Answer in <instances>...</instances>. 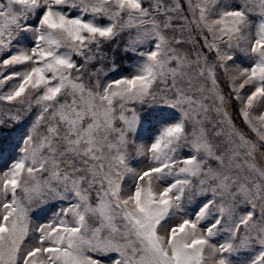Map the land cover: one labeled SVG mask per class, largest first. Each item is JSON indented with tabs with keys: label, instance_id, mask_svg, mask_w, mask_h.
<instances>
[{
	"label": "snow or ice",
	"instance_id": "1",
	"mask_svg": "<svg viewBox=\"0 0 264 264\" xmlns=\"http://www.w3.org/2000/svg\"><path fill=\"white\" fill-rule=\"evenodd\" d=\"M14 126L0 264H264V0H0Z\"/></svg>",
	"mask_w": 264,
	"mask_h": 264
},
{
	"label": "rangeland",
	"instance_id": "2",
	"mask_svg": "<svg viewBox=\"0 0 264 264\" xmlns=\"http://www.w3.org/2000/svg\"><path fill=\"white\" fill-rule=\"evenodd\" d=\"M131 62L132 61L127 58L121 61L122 70L128 71V65L131 64ZM18 134V126L0 128V153H2L3 159L11 160L15 157V146L19 143ZM3 159H0V170H2L4 166Z\"/></svg>",
	"mask_w": 264,
	"mask_h": 264
},
{
	"label": "trees",
	"instance_id": "3",
	"mask_svg": "<svg viewBox=\"0 0 264 264\" xmlns=\"http://www.w3.org/2000/svg\"><path fill=\"white\" fill-rule=\"evenodd\" d=\"M7 137V136H6ZM6 137H4V138H6Z\"/></svg>",
	"mask_w": 264,
	"mask_h": 264
}]
</instances>
